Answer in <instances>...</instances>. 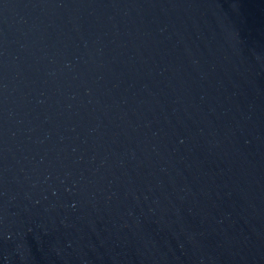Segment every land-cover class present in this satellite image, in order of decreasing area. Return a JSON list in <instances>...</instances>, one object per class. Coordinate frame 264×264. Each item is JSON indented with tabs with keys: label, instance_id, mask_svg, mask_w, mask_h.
I'll list each match as a JSON object with an SVG mask.
<instances>
[{
	"label": "water",
	"instance_id": "water-1",
	"mask_svg": "<svg viewBox=\"0 0 264 264\" xmlns=\"http://www.w3.org/2000/svg\"><path fill=\"white\" fill-rule=\"evenodd\" d=\"M0 264H264V0H0Z\"/></svg>",
	"mask_w": 264,
	"mask_h": 264
}]
</instances>
